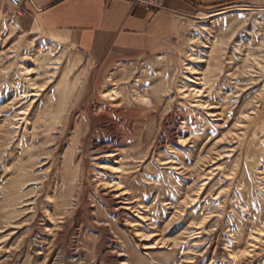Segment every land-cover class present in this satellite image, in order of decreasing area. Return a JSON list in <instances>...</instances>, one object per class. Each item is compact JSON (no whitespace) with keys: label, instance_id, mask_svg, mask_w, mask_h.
<instances>
[{"label":"rangeland","instance_id":"obj_1","mask_svg":"<svg viewBox=\"0 0 264 264\" xmlns=\"http://www.w3.org/2000/svg\"><path fill=\"white\" fill-rule=\"evenodd\" d=\"M0 264H264V9L93 54L0 0Z\"/></svg>","mask_w":264,"mask_h":264},{"label":"crops","instance_id":"obj_2","mask_svg":"<svg viewBox=\"0 0 264 264\" xmlns=\"http://www.w3.org/2000/svg\"><path fill=\"white\" fill-rule=\"evenodd\" d=\"M245 5L264 9V0H165L161 10L127 0H23L17 18L21 30L64 36L94 54L150 48L170 35L175 17Z\"/></svg>","mask_w":264,"mask_h":264},{"label":"built area","instance_id":"obj_3","mask_svg":"<svg viewBox=\"0 0 264 264\" xmlns=\"http://www.w3.org/2000/svg\"><path fill=\"white\" fill-rule=\"evenodd\" d=\"M133 5L142 6L146 9L161 10L164 7L165 0H127ZM6 3L12 9V17H18L23 11V0H6Z\"/></svg>","mask_w":264,"mask_h":264},{"label":"bare ground","instance_id":"obj_4","mask_svg":"<svg viewBox=\"0 0 264 264\" xmlns=\"http://www.w3.org/2000/svg\"><path fill=\"white\" fill-rule=\"evenodd\" d=\"M197 74V73H196ZM117 189V188H116ZM116 189H114V190H116ZM115 196H118V193H117V195H115ZM124 207V206H123Z\"/></svg>","mask_w":264,"mask_h":264}]
</instances>
